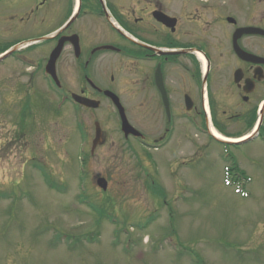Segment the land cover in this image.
I'll list each match as a JSON object with an SVG mask.
<instances>
[{
  "label": "rangeland",
  "instance_id": "374dc122",
  "mask_svg": "<svg viewBox=\"0 0 264 264\" xmlns=\"http://www.w3.org/2000/svg\"><path fill=\"white\" fill-rule=\"evenodd\" d=\"M28 28L17 27L9 44L38 34ZM46 50L29 44L0 65V264H264L262 142L231 150L238 163L224 160L219 144H204L179 190L168 191L162 174L149 179L144 168L118 171L109 157L123 138L116 111L106 101L90 113L69 101L50 104L57 98L41 69ZM131 107L127 100L134 125ZM96 118L111 145L90 157ZM188 122L190 156L206 140ZM225 167L247 197L225 185ZM102 177L106 192L95 183Z\"/></svg>",
  "mask_w": 264,
  "mask_h": 264
},
{
  "label": "flooded vegetation",
  "instance_id": "af4514ba",
  "mask_svg": "<svg viewBox=\"0 0 264 264\" xmlns=\"http://www.w3.org/2000/svg\"><path fill=\"white\" fill-rule=\"evenodd\" d=\"M19 26L37 29L29 39L51 37L41 43L43 69L64 42L55 73L66 95L76 88L85 99L111 104L108 90L124 105L129 100L141 136L112 140L109 157L118 171L155 169L167 187L184 186L188 119L210 140L209 128L224 137L264 138V0H0V48L24 40L9 44ZM101 141L98 152L111 145L104 135Z\"/></svg>",
  "mask_w": 264,
  "mask_h": 264
},
{
  "label": "water",
  "instance_id": "95a60500",
  "mask_svg": "<svg viewBox=\"0 0 264 264\" xmlns=\"http://www.w3.org/2000/svg\"><path fill=\"white\" fill-rule=\"evenodd\" d=\"M62 43H59V46L55 48V50L52 52L48 65H47V70H51L52 67L54 66V63L60 53V49H61ZM49 72V71H48ZM119 110L120 116H121V121H122V131L124 133L125 136H128L129 134H137V132L135 130H133V128L131 126H129V124L127 123V120L125 119L124 116V112L123 109L121 108V106L119 105L117 98L114 97L112 94H110ZM85 105V103H83ZM92 107H96V105H92ZM98 133V132H97ZM98 184L100 187H102L103 189H105L106 187V183L104 180L99 179L98 180Z\"/></svg>",
  "mask_w": 264,
  "mask_h": 264
},
{
  "label": "bare ground",
  "instance_id": "6f19581e",
  "mask_svg": "<svg viewBox=\"0 0 264 264\" xmlns=\"http://www.w3.org/2000/svg\"><path fill=\"white\" fill-rule=\"evenodd\" d=\"M231 140H233V139H231Z\"/></svg>",
  "mask_w": 264,
  "mask_h": 264
}]
</instances>
